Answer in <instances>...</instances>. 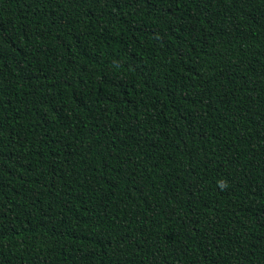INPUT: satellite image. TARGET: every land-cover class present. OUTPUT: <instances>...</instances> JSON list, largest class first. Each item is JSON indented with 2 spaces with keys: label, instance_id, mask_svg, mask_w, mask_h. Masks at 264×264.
Returning a JSON list of instances; mask_svg holds the SVG:
<instances>
[{
  "label": "trees",
  "instance_id": "1",
  "mask_svg": "<svg viewBox=\"0 0 264 264\" xmlns=\"http://www.w3.org/2000/svg\"><path fill=\"white\" fill-rule=\"evenodd\" d=\"M0 264H264V0H0Z\"/></svg>",
  "mask_w": 264,
  "mask_h": 264
}]
</instances>
